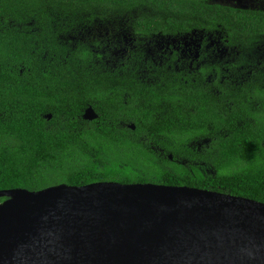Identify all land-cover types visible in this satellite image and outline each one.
Listing matches in <instances>:
<instances>
[{
    "label": "trees",
    "instance_id": "obj_1",
    "mask_svg": "<svg viewBox=\"0 0 264 264\" xmlns=\"http://www.w3.org/2000/svg\"><path fill=\"white\" fill-rule=\"evenodd\" d=\"M200 33L221 34L244 67L264 44V7L0 0V191L115 182L264 204L262 84L216 85L147 55L185 37L195 51Z\"/></svg>",
    "mask_w": 264,
    "mask_h": 264
},
{
    "label": "water",
    "instance_id": "obj_2",
    "mask_svg": "<svg viewBox=\"0 0 264 264\" xmlns=\"http://www.w3.org/2000/svg\"><path fill=\"white\" fill-rule=\"evenodd\" d=\"M235 1L253 2L212 3ZM0 198V264H264V204L247 198L115 182Z\"/></svg>",
    "mask_w": 264,
    "mask_h": 264
},
{
    "label": "flooded vegetation",
    "instance_id": "obj_3",
    "mask_svg": "<svg viewBox=\"0 0 264 264\" xmlns=\"http://www.w3.org/2000/svg\"><path fill=\"white\" fill-rule=\"evenodd\" d=\"M250 2L235 1V3L227 4V6L248 7L253 3ZM253 5L254 7H264L260 3H254ZM183 39H169L163 42L161 40L154 45L153 49H148L147 55L154 62L159 61V65L168 64L170 65L169 68H171V65L174 66L176 72L180 70L187 75H194L200 71L203 74L207 73V76H205L206 80L210 82L213 79L216 85L229 81L230 85L237 87L242 83L252 84L253 79H255L264 88V44L261 48H258L257 57H255L256 52L252 56L247 53L249 59L246 62L248 63L249 61V64L236 69L233 66L237 64L236 56L238 52H236L235 48H229L223 43L221 34H218L215 38L208 34L200 33L195 51L194 44L191 46L189 42L187 43ZM211 66L214 67L211 70L212 73L207 69Z\"/></svg>",
    "mask_w": 264,
    "mask_h": 264
}]
</instances>
